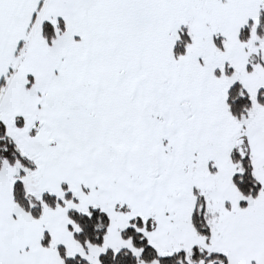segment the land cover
I'll return each mask as SVG.
<instances>
[{
	"label": "snow or ice",
	"instance_id": "1",
	"mask_svg": "<svg viewBox=\"0 0 264 264\" xmlns=\"http://www.w3.org/2000/svg\"><path fill=\"white\" fill-rule=\"evenodd\" d=\"M0 264H264V0H0Z\"/></svg>",
	"mask_w": 264,
	"mask_h": 264
}]
</instances>
